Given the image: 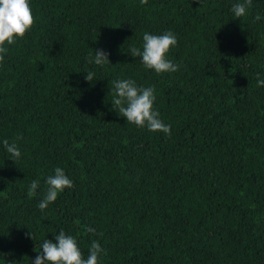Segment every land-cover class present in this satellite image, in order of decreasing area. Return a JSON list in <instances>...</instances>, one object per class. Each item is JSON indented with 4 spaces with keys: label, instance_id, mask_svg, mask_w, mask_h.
Returning a JSON list of instances; mask_svg holds the SVG:
<instances>
[{
    "label": "trees",
    "instance_id": "1",
    "mask_svg": "<svg viewBox=\"0 0 264 264\" xmlns=\"http://www.w3.org/2000/svg\"><path fill=\"white\" fill-rule=\"evenodd\" d=\"M232 2L31 0L34 24L0 64V139L22 137L16 162L0 145V264H30L60 230L85 256L99 240L100 264H264V0L239 20ZM145 31L177 36L178 72L131 56ZM118 78L155 87L170 135L112 109ZM57 166L73 187L41 212Z\"/></svg>",
    "mask_w": 264,
    "mask_h": 264
},
{
    "label": "clouds",
    "instance_id": "2",
    "mask_svg": "<svg viewBox=\"0 0 264 264\" xmlns=\"http://www.w3.org/2000/svg\"><path fill=\"white\" fill-rule=\"evenodd\" d=\"M145 2V0H141ZM253 0H234L230 12L235 20L249 15V9ZM256 22L264 20V13L258 12L254 17ZM34 24L31 0H0V64L5 59L8 46L13 45L17 39L23 38L31 30ZM177 36L172 31L162 34L143 33L142 44L130 49L132 57H139L140 63L146 70L155 72L157 75L164 73H176L180 65L169 57L170 49L177 46ZM89 64L103 68L110 63L109 53L104 49H97L94 55H90ZM85 81L93 82L96 77L94 70L85 72ZM257 87L264 88V78L257 73ZM112 89V109L126 119V124H132L138 128H147L150 132H162L171 134V125L166 124L158 110L154 108L156 101V89L154 86L138 85L132 78H118ZM22 137L13 140L0 139L4 152L9 160L16 162L22 157L19 141ZM46 190L37 207L41 212H46L48 206L54 203L58 196L71 189L74 181L66 174L62 167H55L52 174L44 181ZM40 188L39 180H32L28 185V193L31 196L37 194ZM87 231L95 234V229L88 227ZM30 238L32 235L30 233ZM37 255L30 260V264H100L102 257L106 255V249L101 246L99 240H92L85 256L78 244L77 239L60 230L53 235V239H44L36 249Z\"/></svg>",
    "mask_w": 264,
    "mask_h": 264
}]
</instances>
